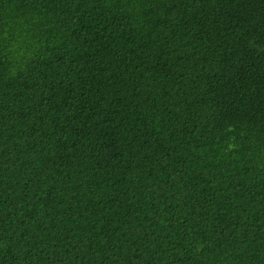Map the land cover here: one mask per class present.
I'll return each instance as SVG.
<instances>
[{
  "label": "trees",
  "instance_id": "16d2710c",
  "mask_svg": "<svg viewBox=\"0 0 264 264\" xmlns=\"http://www.w3.org/2000/svg\"><path fill=\"white\" fill-rule=\"evenodd\" d=\"M0 264H264V0H0Z\"/></svg>",
  "mask_w": 264,
  "mask_h": 264
}]
</instances>
